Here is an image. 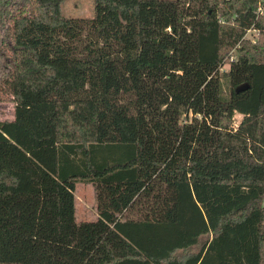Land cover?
<instances>
[{
  "label": "trees",
  "instance_id": "obj_1",
  "mask_svg": "<svg viewBox=\"0 0 264 264\" xmlns=\"http://www.w3.org/2000/svg\"><path fill=\"white\" fill-rule=\"evenodd\" d=\"M61 2L0 0V264H264V0Z\"/></svg>",
  "mask_w": 264,
  "mask_h": 264
},
{
  "label": "rangeland",
  "instance_id": "obj_2",
  "mask_svg": "<svg viewBox=\"0 0 264 264\" xmlns=\"http://www.w3.org/2000/svg\"><path fill=\"white\" fill-rule=\"evenodd\" d=\"M94 0H62L60 4L61 13L67 17H83L93 16ZM258 31L249 30L247 37L254 41L257 39ZM228 64H223L220 71L228 69ZM224 90L228 93V86L224 84ZM14 116V103L11 99L4 98L0 100V121L12 120ZM242 115L235 113L233 117V125L236 126L241 120ZM74 205L75 217L77 222L92 221L97 218L95 189L91 183L78 180L74 189ZM264 206V198L261 201Z\"/></svg>",
  "mask_w": 264,
  "mask_h": 264
},
{
  "label": "water",
  "instance_id": "obj_3",
  "mask_svg": "<svg viewBox=\"0 0 264 264\" xmlns=\"http://www.w3.org/2000/svg\"><path fill=\"white\" fill-rule=\"evenodd\" d=\"M247 88H248V84H247V83H243V84L237 86V87L235 88V91H236V92H240V91H243V90H245V89H247Z\"/></svg>",
  "mask_w": 264,
  "mask_h": 264
},
{
  "label": "built area",
  "instance_id": "obj_4",
  "mask_svg": "<svg viewBox=\"0 0 264 264\" xmlns=\"http://www.w3.org/2000/svg\"><path fill=\"white\" fill-rule=\"evenodd\" d=\"M257 11H258L259 13H262V7H261V6H258V7H257Z\"/></svg>",
  "mask_w": 264,
  "mask_h": 264
}]
</instances>
